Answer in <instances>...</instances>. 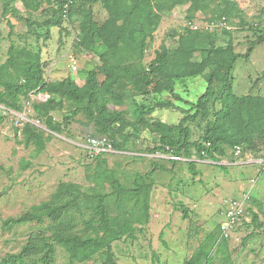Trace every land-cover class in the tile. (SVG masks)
<instances>
[{
    "label": "rangeland",
    "instance_id": "rangeland-1",
    "mask_svg": "<svg viewBox=\"0 0 264 264\" xmlns=\"http://www.w3.org/2000/svg\"><path fill=\"white\" fill-rule=\"evenodd\" d=\"M40 1V8L30 11L24 7L22 0H15L12 6L18 12L3 16L0 0L1 61L6 58L10 42H14L18 47L39 52L45 74L52 63L69 76H83L88 70L97 68L100 64L98 56L88 48L87 42L76 41V38L86 27L85 14H90L99 23L106 18L107 13L100 1L78 0L71 20L63 21L62 26L50 27L47 37L41 23L52 16L51 3ZM214 2L218 3L216 0ZM188 7L189 4L176 6L163 15L153 40L148 44L143 62L148 65L162 43L171 51L175 50L178 47L175 32H181L189 22L197 26L196 29L190 28L192 30L212 33L208 44H205L209 47H231L242 54L251 48L247 58H238L235 63L232 91L237 96H257L259 109L264 114V41L257 40L264 34V0H224L221 17L215 19L210 18L209 11L205 14L198 7L192 18L187 20ZM208 24L211 26L207 27ZM190 59L200 60V52L195 51ZM185 60L187 58L183 57L182 61ZM72 62L77 69L71 70ZM205 88L203 74L179 80L175 90L183 100H176L175 103L189 108V102H195ZM215 94H218L217 91ZM158 99L173 101L170 94L163 92L149 96L146 101L136 96L135 104L128 100L125 105L114 108L125 110L130 119L137 102L151 104ZM37 100L34 97L33 102ZM212 100L214 108L221 106L222 102ZM4 108L0 104V264H4L3 259L7 254L18 253L24 245H40L42 237L50 235L54 229L85 233L84 220L89 216L91 202L87 196H81L58 219L45 218L41 223L28 222L6 228L2 224L3 219L19 216L42 201L63 202L70 194L61 188L62 182L68 183L69 189L79 188L88 194L96 190L110 191L106 181H103L102 187L96 188L95 159L82 146L96 134L92 124L81 123L84 121L81 114L68 121L57 133L47 130L43 120H39L38 125L46 130L45 135H50L49 140L40 152L42 154L35 153L31 145L22 149L24 157L19 160L16 147H23V144L21 135H17L15 113L22 110L10 111L13 115ZM67 113V104L53 112L59 122L64 120ZM181 115L179 109L172 108H157L151 113L152 119H164L168 124L176 123ZM188 125L191 128L190 140H196L203 133L205 121ZM4 127H8L7 132ZM125 134V140L117 136L122 144L120 150L114 148L105 153L107 166L115 170L125 185L131 184L136 172L144 174L152 170L154 184L149 194L148 222L142 225L135 222L139 230L135 232L134 239L122 238L112 243L119 264H183L200 242L212 232H219L220 223L226 219L227 200L242 198L245 194L249 195L244 201L247 219L226 241L228 258L222 261L216 255L212 264H264V141L254 151L248 150L240 157H235L232 148L227 146L225 155L218 156V161L193 153L190 158L183 157V160L173 162L169 154L149 150L159 142L158 134L150 132L147 127H143L139 136L126 137ZM189 160L194 162L196 174L192 173ZM108 205L112 215L121 216L130 206L116 208L110 201ZM134 210L139 214L138 206ZM42 253L38 247L28 251L22 264H41L39 258ZM53 264H70L66 251L59 245H56ZM74 264H99V258Z\"/></svg>",
    "mask_w": 264,
    "mask_h": 264
},
{
    "label": "trees",
    "instance_id": "trees-1",
    "mask_svg": "<svg viewBox=\"0 0 264 264\" xmlns=\"http://www.w3.org/2000/svg\"><path fill=\"white\" fill-rule=\"evenodd\" d=\"M1 1L3 16L9 12H18L12 6L15 0ZM22 1L30 11H37L41 5L40 0ZM99 1L107 13L106 18L99 23L90 14H85L86 27L81 29L76 38V41L79 39L87 42L88 48L100 61L97 68L87 71L82 86H78L71 76L60 82L47 80L39 52L10 42L6 58L0 61V104L9 113L21 111L30 94L47 93L44 100L39 98L33 102L30 118L43 120L46 129L51 132H60L68 121L81 114L84 117V121L80 120L81 123L92 124L96 136H108L113 148L120 150L122 144L117 136L122 140H125L124 133L126 137L139 136L143 127H147L150 132L158 134L159 143L149 149L151 152H164L182 158H190L196 153L202 158L218 161V156L225 155L227 146L233 148L238 145L243 154L248 150L254 151L264 141V114L259 109V98L254 95L237 96L232 91L235 63L238 58H247L251 48L242 54L231 47H209L205 44H208L211 32L185 27L181 32H175L178 36V47L175 50L171 51L162 43L153 60L148 65L143 62L148 44L153 40V34L165 13L171 12L176 6L189 4L185 16L187 20L192 18L198 7L205 14L209 11L210 18H220L224 0H216L218 3L214 0ZM47 2L51 3L52 16L41 23L46 29L45 37L48 36L50 27L62 26L65 21L61 12L64 0ZM77 2L75 0L71 6L70 20ZM257 40L264 41V34ZM195 51L200 52V60L190 59ZM183 57L187 60L182 61ZM100 74L104 77L102 80L99 79ZM200 74H203L206 82L203 94L195 102H189V108L175 103L176 100H183L175 90L176 82ZM216 91L218 94H215ZM163 92L170 94L173 101L158 99L153 103L150 101L151 104L137 102L130 119L125 110L114 108L125 105L128 100L135 104L136 96L146 101L149 96ZM212 98L216 102H222L219 108H214ZM65 104L69 113L59 122L53 112L63 108ZM157 108L179 109L182 115L176 123L168 124L159 118L152 119L151 113ZM201 120L205 121L202 135L196 140H190L191 128L188 123ZM16 127L17 135H21V143L25 147L34 146L35 153L44 149L50 136L45 135L44 128L31 121L18 122ZM105 153L99 152L92 156L95 159L94 179L98 185L96 188L102 187L103 181H106L110 187L109 192L96 190L88 194L79 188L69 189L68 183L62 182L61 188H65L70 194L63 202L42 201L19 216L2 220L6 228L28 222L41 223L45 218L56 220L70 205L80 200L81 196H87L91 205L89 216L84 220L85 233L54 229L50 235L42 237L40 245L27 244L18 253L7 254L3 259L4 264H22L26 253L37 247L43 251L39 262L53 264L56 245L66 251L70 264L89 261L95 257L99 258V264H119L112 243L122 238L134 239L135 232L139 230L134 225L135 222L141 225L148 222L149 194L154 180L151 170L144 174L136 172L130 185L123 184L115 170L107 166ZM188 162L192 173L196 174L194 162ZM109 201L116 208L130 206L124 215H112ZM179 205L184 209L182 203ZM136 206L139 214L134 210ZM228 239L220 237V231L212 232L183 264H212L216 255L222 261L226 260Z\"/></svg>",
    "mask_w": 264,
    "mask_h": 264
},
{
    "label": "built area",
    "instance_id": "built-area-1",
    "mask_svg": "<svg viewBox=\"0 0 264 264\" xmlns=\"http://www.w3.org/2000/svg\"><path fill=\"white\" fill-rule=\"evenodd\" d=\"M75 0H64L62 4V16L65 19V21H69V12L71 9V6L73 5ZM213 25V23H210ZM210 24L207 25V27L211 26ZM189 28L196 29L197 26H193L192 24H188ZM1 48H0V60H1ZM71 68L73 70L77 69V66L74 62H72ZM32 94H30V97L25 100L23 109L21 113H15L16 115V123L22 122V121H31L32 123L38 125L40 121L38 119H32L30 118V114L32 113V104L34 101V97H31ZM39 99V98H38ZM21 126V123H19ZM39 126V125H38ZM86 149L88 151V154L91 156H94L98 154L99 152H111L113 151V145L111 140L106 135H97L94 137H89L87 139V144L85 145ZM233 154L235 157H240L242 154L241 147L238 145H235L232 148ZM169 158L173 160H183L182 157L175 156L169 154ZM248 198V195H244L242 198H235L232 197L227 200L226 202V209H225V215L226 219L222 221L219 225V231H220V237L222 238H231L232 234L237 230V228L243 223L245 219V206L244 201Z\"/></svg>",
    "mask_w": 264,
    "mask_h": 264
},
{
    "label": "crops",
    "instance_id": "crops-1",
    "mask_svg": "<svg viewBox=\"0 0 264 264\" xmlns=\"http://www.w3.org/2000/svg\"><path fill=\"white\" fill-rule=\"evenodd\" d=\"M2 57V56H1ZM1 61V60H0ZM71 70H73L71 68ZM61 72V69L59 67H56L54 66V64H49L48 68H47V72L45 74V78L47 80H50V81H53V82H60L62 79H64L65 77L69 76L68 73H63ZM73 78V80L75 81V83L78 85V86H82L85 82V78H86V74H84L83 76H79V75H75V76H71ZM104 77H99L100 80H102ZM31 97H35V98H40L41 100H44L46 97H47V93H33ZM5 109V108H4ZM8 110V109H6ZM12 114L14 115V113L12 112ZM161 121H164V119H161ZM5 131L7 132L8 131V127H4ZM85 149H86V146L85 145H82ZM25 148V146L23 145V147H19L17 146L16 149H17V153H18V157H19V160L23 159L24 156L23 155V151L22 149ZM42 153H39L38 155H40ZM37 155V156H38ZM30 160H33L31 157H28ZM238 163V162H236ZM253 185V184H252ZM249 192V191H247ZM249 197V195H248ZM245 219H247L245 217Z\"/></svg>",
    "mask_w": 264,
    "mask_h": 264
}]
</instances>
